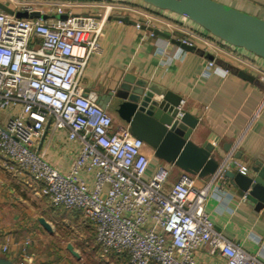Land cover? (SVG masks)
I'll list each match as a JSON object with an SVG mask.
<instances>
[{
  "label": "built area",
  "instance_id": "2783aa9c",
  "mask_svg": "<svg viewBox=\"0 0 264 264\" xmlns=\"http://www.w3.org/2000/svg\"><path fill=\"white\" fill-rule=\"evenodd\" d=\"M10 1L13 10L37 9L48 17L19 18L0 10L4 171L38 183L36 190L52 205L78 211L90 220L102 255H124L128 264H197L195 253L206 246L224 259L223 264H264L216 229L204 210L209 195L218 202L227 196V169L247 172V166L234 157L235 148L229 149L202 186H195L196 177L183 171L170 181L175 166L159 160L152 167L149 146L131 133L128 124L115 125L111 113L97 104L98 94L80 84L89 57L100 51V33L113 13L136 12L142 17L138 26L176 25L122 1L99 0L95 14L64 11L51 1ZM183 32L188 36L176 38L182 43L207 42L192 30L183 28ZM244 62L264 83V70ZM210 69L226 74L213 61L203 74ZM182 108L183 99L177 116ZM47 125L63 129L69 140L79 144L67 172L50 164L33 146ZM30 243L29 237L23 240V259L18 264L32 260L33 255L24 251ZM8 248L7 242L1 245L2 252Z\"/></svg>",
  "mask_w": 264,
  "mask_h": 264
},
{
  "label": "crops",
  "instance_id": "0c3cea01",
  "mask_svg": "<svg viewBox=\"0 0 264 264\" xmlns=\"http://www.w3.org/2000/svg\"><path fill=\"white\" fill-rule=\"evenodd\" d=\"M41 1L54 2L64 11L76 14H95L99 10L96 4L99 0ZM217 1L264 18V0ZM129 2H132L129 3L131 5L146 8L145 5H138L136 1ZM151 12L176 25L170 28L163 27L160 22L154 23L172 37L188 36L183 32V28H187L203 36L207 42L194 39L195 48L186 51L169 39L156 34L150 35L142 24L138 26L140 15L136 12L126 10L113 13L106 19L100 33V51L89 57L81 75L82 88L94 90L97 94L103 93L107 89L115 88L126 73L146 79L149 83H155L180 96L184 100L186 111L198 117L200 137H194L196 142L211 136L216 140L215 146L222 157L227 154L223 150L224 145L230 144V149L235 148L242 153L243 160H238L247 167L253 165L254 160L264 161V83L257 81L255 70L244 62L250 61L264 70V60L241 48L229 47L202 34L199 28L188 19L184 20L181 15L154 9ZM119 15H126L129 20L114 18ZM209 61H213L226 74L210 69L204 75L203 71ZM248 76L254 77V80L247 79ZM110 113L115 125L125 124L113 112ZM33 146L44 153V158L50 164L63 172L69 170L71 160L79 149V144L69 140L63 129L53 130L49 125L34 140ZM148 152L152 154L151 149ZM1 160L0 153L1 258L9 260L11 264H18L23 259V240L29 237L31 243L24 251L32 254L33 258L28 264H76L69 261V256L78 259L79 255L76 257L67 249V245L71 244L78 254L76 249L79 247L73 242H65L63 247H56L58 262L53 261L51 252L39 249L40 242L44 239L53 240V226L62 225L79 229L81 237L83 236L80 244L84 249L86 247L106 260L110 258L114 264H128L124 255H102L98 251L90 220L83 218L78 211L52 205L47 197L36 190L38 183L6 173ZM158 162L154 158L151 166ZM180 172V169L174 167L170 181L175 180ZM195 177L194 183L197 187L206 182V178ZM225 192L227 196L221 202L209 195L205 200L204 210L216 229L264 261V211H255L228 183ZM39 218L49 223L51 231L39 223ZM6 242L9 243L8 251L2 252L1 245ZM195 258L197 264L224 262L220 255L210 253L206 246L196 251Z\"/></svg>",
  "mask_w": 264,
  "mask_h": 264
},
{
  "label": "water",
  "instance_id": "95a60500",
  "mask_svg": "<svg viewBox=\"0 0 264 264\" xmlns=\"http://www.w3.org/2000/svg\"><path fill=\"white\" fill-rule=\"evenodd\" d=\"M137 1L138 5H148L154 10L185 16L202 34L215 38L229 47L241 48L264 60V18L217 0ZM0 10L19 18L48 17L37 9L29 12L25 9L13 10L2 0ZM59 17L63 18L65 15ZM114 18L129 20L126 15ZM142 27L169 39L171 43L179 45L186 51L195 48L194 45L182 43L157 27L145 25ZM246 78L254 80V77ZM180 100V96L165 88L126 73L115 88L98 94L97 104L103 109L110 106L115 116L129 125L131 133L149 146L155 159L173 164L181 171L198 178H206L214 173L223 157L215 146L216 140L211 136H206L200 142L194 140V137H200L199 119L185 108L181 109L182 115L177 116ZM230 147V144L224 145V152H228ZM234 157L243 160L240 151L236 150ZM224 176L228 184L248 205L255 211L260 209L264 211V161L254 160L253 165L247 167L246 173L227 169ZM38 221L46 230L51 231V226L43 218H39ZM67 249L78 257L71 244L67 245ZM0 264L11 263L0 257Z\"/></svg>",
  "mask_w": 264,
  "mask_h": 264
},
{
  "label": "rangeland",
  "instance_id": "374dc122",
  "mask_svg": "<svg viewBox=\"0 0 264 264\" xmlns=\"http://www.w3.org/2000/svg\"><path fill=\"white\" fill-rule=\"evenodd\" d=\"M2 1L6 2L8 5L11 3L10 0H2ZM28 1L34 3V2H39L41 0H28ZM129 1L138 2L137 0H126L125 2L132 3ZM145 7H146L145 9H147V10H150V8H151L150 11H152V9H153V7L148 6V5H145ZM142 8H144V6ZM75 10L78 12H82L81 10H77V9H75ZM119 12L122 13L123 11H119ZM140 19H142L141 16H140ZM256 79L258 82L263 83L262 81H260L258 79V77ZM52 237H53V240H47V238H46V240L44 239L43 241H41L40 245H39V249H41V250L45 249V251L47 250V251L51 252V255L53 257V261H55L57 259L56 257H58L55 254V252H56L55 249L57 246L63 247L65 242H73L77 245V247H79L78 249L75 248L78 251L79 257H78V259H76L75 257L69 256L70 257L69 261L71 263H76V264H112L113 263L110 258H108L106 260L104 257H101L98 253H96V252H94L88 248L86 249V247L84 249V246H82L80 244V242L83 241V236L81 237L79 229H76V227L70 228V227H65L62 225H56V227L53 226ZM56 262H58V261L56 260Z\"/></svg>",
  "mask_w": 264,
  "mask_h": 264
},
{
  "label": "flooded vegetation",
  "instance_id": "af4514ba",
  "mask_svg": "<svg viewBox=\"0 0 264 264\" xmlns=\"http://www.w3.org/2000/svg\"><path fill=\"white\" fill-rule=\"evenodd\" d=\"M110 107V106H109ZM106 108V110L110 113V112H112V110H111V108Z\"/></svg>",
  "mask_w": 264,
  "mask_h": 264
},
{
  "label": "bare ground",
  "instance_id": "6f19581e",
  "mask_svg": "<svg viewBox=\"0 0 264 264\" xmlns=\"http://www.w3.org/2000/svg\"><path fill=\"white\" fill-rule=\"evenodd\" d=\"M184 20H187L186 18H183Z\"/></svg>",
  "mask_w": 264,
  "mask_h": 264
}]
</instances>
